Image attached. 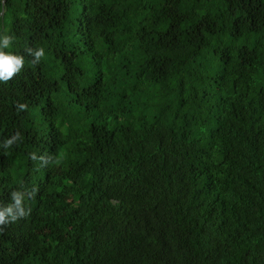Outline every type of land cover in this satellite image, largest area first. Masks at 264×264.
<instances>
[{"label":"trees","instance_id":"trees-1","mask_svg":"<svg viewBox=\"0 0 264 264\" xmlns=\"http://www.w3.org/2000/svg\"><path fill=\"white\" fill-rule=\"evenodd\" d=\"M12 11L0 264H264V0Z\"/></svg>","mask_w":264,"mask_h":264},{"label":"clouds","instance_id":"clouds-1","mask_svg":"<svg viewBox=\"0 0 264 264\" xmlns=\"http://www.w3.org/2000/svg\"><path fill=\"white\" fill-rule=\"evenodd\" d=\"M13 37L10 35H0V80H8L15 73L20 71L25 63L24 56L14 54L13 52L5 51L9 49ZM37 59L44 54L43 48L35 51ZM10 142V141H9ZM15 205L9 204L7 207L0 208V224H5L10 220H15L17 215L24 214V207L22 206V195L14 193ZM13 207L17 208V212L13 211Z\"/></svg>","mask_w":264,"mask_h":264},{"label":"rangeland","instance_id":"rangeland-1","mask_svg":"<svg viewBox=\"0 0 264 264\" xmlns=\"http://www.w3.org/2000/svg\"><path fill=\"white\" fill-rule=\"evenodd\" d=\"M17 17L16 12H11V20L9 21L8 17H4L0 22V32L2 31H10L14 28L15 18ZM54 171L56 173H61L62 169L60 166H55ZM70 196V195H68Z\"/></svg>","mask_w":264,"mask_h":264},{"label":"water","instance_id":"water-1","mask_svg":"<svg viewBox=\"0 0 264 264\" xmlns=\"http://www.w3.org/2000/svg\"><path fill=\"white\" fill-rule=\"evenodd\" d=\"M6 0H3V2H5ZM3 12H1V14H2Z\"/></svg>","mask_w":264,"mask_h":264}]
</instances>
